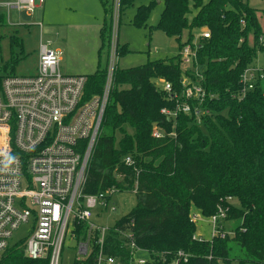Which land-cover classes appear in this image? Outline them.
I'll return each instance as SVG.
<instances>
[{"label":"trees","instance_id":"1","mask_svg":"<svg viewBox=\"0 0 264 264\" xmlns=\"http://www.w3.org/2000/svg\"><path fill=\"white\" fill-rule=\"evenodd\" d=\"M100 1L108 22L111 12ZM135 1L120 0V6L128 10ZM249 1L162 0L154 26L147 22L156 1L136 9L131 25L148 29L150 36L152 31H159L173 38L178 52L193 42V31L209 30L210 39H199L197 54L207 94L202 107L211 115L202 116L198 125L194 117L182 113L170 121L160 114L163 108L172 109L174 100H168L157 81L169 82L173 93L181 90L179 53L174 58L114 71L84 193L115 189L135 196L134 207L114 223L106 243L107 254L118 257L121 264H128L129 255L123 247L125 239L117 231L131 222L135 244L153 260L150 264H170L179 251L189 256L180 264H264V96L259 88L242 101L233 98L239 94L240 74L258 52L264 53L259 42L262 29ZM104 29L99 34L98 66L107 50ZM11 43L20 48L23 57L22 42L11 38ZM129 53L121 47L117 56ZM11 54L9 62L0 68V80L15 74L20 58L13 50ZM106 74L107 65L88 75L85 100L102 93ZM154 128L162 129L165 136L153 138ZM125 157L134 164L126 166ZM227 198L235 204H228ZM218 206L229 207L225 222L232 226L233 235L194 240L197 225L190 219L192 209L209 219ZM86 230L84 225L77 227V241L85 239ZM22 245L20 242L7 249L1 264H48L47 259L24 257ZM95 254L93 250L86 260L73 264H95Z\"/></svg>","mask_w":264,"mask_h":264},{"label":"built area","instance_id":"2","mask_svg":"<svg viewBox=\"0 0 264 264\" xmlns=\"http://www.w3.org/2000/svg\"><path fill=\"white\" fill-rule=\"evenodd\" d=\"M43 0H9L0 3L7 10L33 14ZM8 17V16H7ZM245 26L243 20L240 21ZM41 28V25H39ZM210 39L209 30L199 39ZM252 38V37H251ZM249 37V41H250ZM264 45L263 38L259 39ZM199 42L185 44L179 52L182 68L181 90L173 93L172 85L157 81L174 100L172 109L163 108L160 114L175 120L182 113L194 117L211 115L202 107L207 96L204 77L198 61ZM117 54L110 57L104 88L100 95L84 99L88 75H65L60 71V54L40 43L36 70L32 75H10L0 80V264L9 249L15 231L30 225L23 241L24 257L30 260H48V264H65L64 238L67 233L76 242L77 253L68 263L86 260L96 250L95 264H121L118 257L107 254L106 243L112 226L99 224L100 216L115 211L110 202L115 189L97 194H85V176L91 155L100 134L106 106L113 85ZM250 64L239 76L238 101L249 92L262 89L264 96V65ZM210 98H218L211 95ZM165 132L154 128L152 137L163 138ZM174 138L175 135L171 134ZM126 166L134 163L130 157ZM233 204L231 198L225 199ZM110 209V210H109ZM229 207H217V213L206 219L194 214L191 221L197 226L209 227V235L195 233L194 240L202 241L228 236L222 224L226 223ZM86 226L84 240L77 241L76 229ZM134 224L117 232L125 239L128 264H150L153 260L135 244ZM189 256L179 251L174 263H186Z\"/></svg>","mask_w":264,"mask_h":264},{"label":"rangeland","instance_id":"3","mask_svg":"<svg viewBox=\"0 0 264 264\" xmlns=\"http://www.w3.org/2000/svg\"><path fill=\"white\" fill-rule=\"evenodd\" d=\"M9 0H0V3ZM111 12V20L105 19L100 0H43L41 9L33 14L6 9L0 7V68L9 62L12 50L20 58L14 69L17 76L32 75L37 66L39 44L43 43L48 48L59 50L61 63L60 71L65 75H90L99 67L104 69L110 64L112 53L118 54L121 47L127 48L130 53L124 57L116 58V69H128L145 64L147 61L170 59L179 53L178 43L173 38H168L159 31L138 29L131 25V20L136 9L147 6L156 1L157 7L151 14L147 24L154 26L162 11V0H136L134 7L122 10L120 0H102ZM158 2H161L160 4ZM249 5L256 10V17L262 29L264 41V0H250ZM8 16V17H7ZM106 21V26L104 27ZM41 25V28L39 27ZM104 29L107 38L105 59L99 63L100 31ZM207 28L193 31V41L199 42V35ZM11 38L20 40L23 44V57L20 48L11 43ZM186 38L184 33L182 41ZM249 44L253 45L250 37ZM108 45V46H107ZM104 57V55H103ZM253 64L264 65V53H257ZM182 70V68H181ZM163 80V79H162ZM160 89L161 87L158 86ZM235 204V203H234ZM135 205V196L130 193L113 195L110 202V213L100 216L99 224L112 226L117 220L126 215ZM109 209V210H110ZM190 219L194 214H199L195 209L190 213ZM228 236H232V226L227 222L222 224ZM30 225H23L14 232L10 241L13 247L23 242L27 237ZM209 235V227L197 226L196 233ZM10 247V248H11ZM64 263H68L76 251V242L69 233L64 238ZM233 254L238 257L236 248ZM170 264H175L171 262ZM223 264V263H219Z\"/></svg>","mask_w":264,"mask_h":264},{"label":"crops","instance_id":"4","mask_svg":"<svg viewBox=\"0 0 264 264\" xmlns=\"http://www.w3.org/2000/svg\"><path fill=\"white\" fill-rule=\"evenodd\" d=\"M159 4L161 3V2H158ZM42 7V6H41ZM41 7L39 8V9H41ZM58 52H59V50H58ZM60 54V53H59ZM60 59H61V57H60ZM60 63H61V61H60ZM91 75V74H90Z\"/></svg>","mask_w":264,"mask_h":264}]
</instances>
